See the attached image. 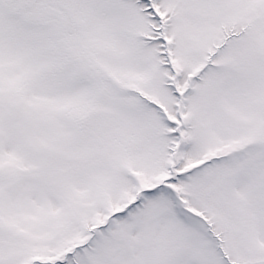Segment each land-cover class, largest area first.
<instances>
[{
	"label": "snow or ice",
	"instance_id": "1",
	"mask_svg": "<svg viewBox=\"0 0 264 264\" xmlns=\"http://www.w3.org/2000/svg\"><path fill=\"white\" fill-rule=\"evenodd\" d=\"M0 264H264V0H0Z\"/></svg>",
	"mask_w": 264,
	"mask_h": 264
}]
</instances>
